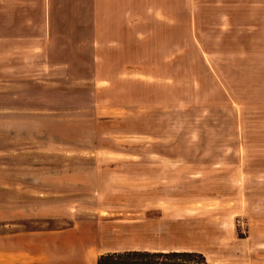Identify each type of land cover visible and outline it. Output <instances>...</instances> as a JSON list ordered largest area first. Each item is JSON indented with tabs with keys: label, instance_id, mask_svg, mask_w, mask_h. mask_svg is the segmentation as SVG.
Wrapping results in <instances>:
<instances>
[{
	"label": "rangeland",
	"instance_id": "374dc122",
	"mask_svg": "<svg viewBox=\"0 0 264 264\" xmlns=\"http://www.w3.org/2000/svg\"><path fill=\"white\" fill-rule=\"evenodd\" d=\"M14 238L36 264H264V0H0Z\"/></svg>",
	"mask_w": 264,
	"mask_h": 264
},
{
	"label": "trees",
	"instance_id": "16d2710c",
	"mask_svg": "<svg viewBox=\"0 0 264 264\" xmlns=\"http://www.w3.org/2000/svg\"><path fill=\"white\" fill-rule=\"evenodd\" d=\"M193 255L195 256L194 253L188 252L127 251L102 255L97 264H205L194 263L191 260Z\"/></svg>",
	"mask_w": 264,
	"mask_h": 264
},
{
	"label": "crops",
	"instance_id": "0c3cea01",
	"mask_svg": "<svg viewBox=\"0 0 264 264\" xmlns=\"http://www.w3.org/2000/svg\"><path fill=\"white\" fill-rule=\"evenodd\" d=\"M29 236L31 235H24V238L26 239L30 238ZM14 241L15 243L14 245H12V247L10 246L8 248L0 249V260H4V262H0V264H36V258H41V256H43L42 251L37 249V246L34 242L22 241L23 243L18 244V241L20 240H16V238H14L13 242ZM74 244L76 246H83V243L81 241H76ZM54 245L55 246H52V245L50 246L58 247V249H62V247L64 246L63 243H55ZM124 250L127 251V250H132V249L131 248H128V249H117V248L111 249L110 248L104 251L103 253L105 252L107 253L116 252L117 253L120 251L123 252ZM65 264H68V263H65Z\"/></svg>",
	"mask_w": 264,
	"mask_h": 264
}]
</instances>
